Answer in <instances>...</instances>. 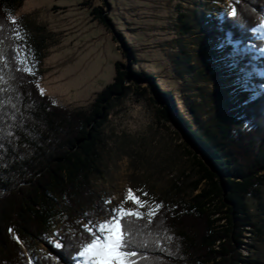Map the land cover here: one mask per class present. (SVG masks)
<instances>
[{
    "label": "trees",
    "instance_id": "1",
    "mask_svg": "<svg viewBox=\"0 0 264 264\" xmlns=\"http://www.w3.org/2000/svg\"><path fill=\"white\" fill-rule=\"evenodd\" d=\"M169 1L177 9L148 60L141 58L146 50L133 48L140 44L136 35L118 30L129 63L116 61L112 82L89 107L72 109L41 94L36 66L44 37H32L12 17L24 0H0V264H74L92 240L88 226L101 216L109 221L95 185L111 154L106 122L132 88L146 92L137 86L142 79L155 92L158 115L178 126L184 143L201 156L188 151L198 178L174 181L172 192L156 198L162 207L154 215L122 218L134 264H264L250 254L254 242L264 240V38L256 33L264 25V0H229L219 16L205 2L188 11L182 0ZM91 15L117 27L99 6ZM124 24L131 33L135 24ZM139 40L144 44L145 37ZM194 43L212 53L224 50L221 66H229L248 93L242 100L228 92L233 111L214 124L181 88V69H195ZM251 199L262 208L258 219Z\"/></svg>",
    "mask_w": 264,
    "mask_h": 264
},
{
    "label": "rangeland",
    "instance_id": "2",
    "mask_svg": "<svg viewBox=\"0 0 264 264\" xmlns=\"http://www.w3.org/2000/svg\"><path fill=\"white\" fill-rule=\"evenodd\" d=\"M107 1L111 5H106L104 0H24L13 13V19L24 23L32 37L38 40L44 37L38 46L40 57L36 77L43 93L57 104L72 109L89 107L95 96L112 82L115 62L129 63L118 30L128 38L135 34L140 44L136 46L133 43V48L136 52L146 50L141 52V58L148 60L147 51L162 44L160 41L165 39L167 30L165 21L169 22L173 10L177 9L169 0ZM202 2L208 4L217 16L221 9L230 5L229 0H182V10L199 8ZM97 6L103 13H109L116 28L94 19L91 10ZM125 20L135 24L130 27L131 33L126 29ZM262 28L264 25L256 29L259 38H264ZM139 36L145 37L144 44ZM195 38L193 35L191 40L196 42L198 38ZM197 44L190 47L195 69L190 72L181 69V88L185 96L198 100L206 123L214 124L219 116H228L233 111L229 100L234 94L227 96L228 92H234L235 97L242 100L248 93L240 87V77L229 66H221L224 50L212 53ZM210 57L219 59L209 63ZM137 86L146 92L141 89L139 91L143 94L140 95L136 87L132 88L115 104L106 122L111 135L108 144L111 154H107L103 177L96 180L95 185L106 204L109 221L113 216L112 210L120 207L150 216V212L157 210L156 198L166 195L174 181L181 184L186 180L185 183L190 184L199 175L193 154L200 157V152L184 143L178 126L164 122L158 115L157 105L151 100L156 95L148 80L138 81ZM189 150L193 154L188 153ZM177 177L179 179L175 180ZM129 189L142 201V207L127 199ZM249 203L255 218L261 217L262 208L256 201L251 199ZM109 221L101 216L88 227L98 232L99 226ZM58 229L59 223L55 227ZM90 235L93 238L92 232ZM254 243L250 254L264 261V240ZM78 260L84 264V258L79 257Z\"/></svg>",
    "mask_w": 264,
    "mask_h": 264
},
{
    "label": "snow or ice",
    "instance_id": "3",
    "mask_svg": "<svg viewBox=\"0 0 264 264\" xmlns=\"http://www.w3.org/2000/svg\"><path fill=\"white\" fill-rule=\"evenodd\" d=\"M43 94V90H41ZM127 199L135 202L137 206L142 207V201L132 194V190L129 189ZM157 209L162 205L157 204ZM113 216L109 222L103 223L99 226L98 232H93L91 243L83 246L77 253L79 257L84 258V264H134L131 259L135 253L129 251V239L128 234L121 230L122 218H142V214L133 209H125L120 207L113 209ZM149 215H154L150 212ZM56 249H61L63 246L61 243H55L53 245ZM73 259H75L73 257ZM76 264H80L77 260Z\"/></svg>",
    "mask_w": 264,
    "mask_h": 264
},
{
    "label": "bare ground",
    "instance_id": "4",
    "mask_svg": "<svg viewBox=\"0 0 264 264\" xmlns=\"http://www.w3.org/2000/svg\"><path fill=\"white\" fill-rule=\"evenodd\" d=\"M261 31H262V33H263V35H264V28H262Z\"/></svg>",
    "mask_w": 264,
    "mask_h": 264
},
{
    "label": "water",
    "instance_id": "5",
    "mask_svg": "<svg viewBox=\"0 0 264 264\" xmlns=\"http://www.w3.org/2000/svg\"><path fill=\"white\" fill-rule=\"evenodd\" d=\"M120 36V35H119Z\"/></svg>",
    "mask_w": 264,
    "mask_h": 264
}]
</instances>
